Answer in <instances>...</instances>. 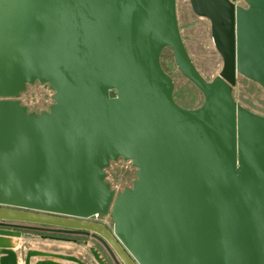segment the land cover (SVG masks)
Returning a JSON list of instances; mask_svg holds the SVG:
<instances>
[{
  "label": "water",
  "instance_id": "water-1",
  "mask_svg": "<svg viewBox=\"0 0 264 264\" xmlns=\"http://www.w3.org/2000/svg\"><path fill=\"white\" fill-rule=\"evenodd\" d=\"M243 1L189 0L222 58L207 80L176 0H0V228L101 248H27L22 264H264V116L232 96L238 75L264 91V0ZM165 47L200 106L174 101ZM35 82L52 91L40 112L20 100ZM119 158L137 179L115 192ZM3 240L0 264H19Z\"/></svg>",
  "mask_w": 264,
  "mask_h": 264
},
{
  "label": "rangeland",
  "instance_id": "rangeland-1",
  "mask_svg": "<svg viewBox=\"0 0 264 264\" xmlns=\"http://www.w3.org/2000/svg\"><path fill=\"white\" fill-rule=\"evenodd\" d=\"M231 1L237 5L246 6L243 0ZM176 15L179 31L187 53L201 75L205 79L210 80L219 73L222 67V58L214 46L209 19L196 15L191 9L189 0H176ZM160 64L173 80L172 95L174 101L184 108L200 106L204 99L203 93L178 70L170 47H165L161 51ZM50 93L52 94V91H48L47 85L35 82L27 85L25 91L20 95V100L27 106L28 110L40 112L46 110L52 102ZM232 96L243 107L264 116V91L257 83L242 75H238L232 90ZM105 171V180L110 183L111 188L115 192L131 187L132 182L137 179L136 168L131 164V161L121 158L111 161ZM96 219L112 226V219L108 214H101ZM0 230L12 231V235L0 233V236L5 237L3 242L11 243L13 247H15V242L16 244L20 242L16 248L21 258L27 248H42L71 253L79 257L83 256L82 258L90 261L89 245L96 246L92 240L84 242L81 237L78 238L77 243H67V241L41 238V234H44L43 232L4 228H0ZM55 244L57 245L55 246Z\"/></svg>",
  "mask_w": 264,
  "mask_h": 264
},
{
  "label": "flooded vegetation",
  "instance_id": "flooded-vegetation-1",
  "mask_svg": "<svg viewBox=\"0 0 264 264\" xmlns=\"http://www.w3.org/2000/svg\"><path fill=\"white\" fill-rule=\"evenodd\" d=\"M92 221L101 222L100 220H97L96 218L93 219ZM101 223H103V222H101ZM103 224H105V223H103ZM105 225H106L107 227H109V228L111 227V226H109V225H107V224H105ZM52 235H57V236L64 237V238H74V239H76L77 241H78V238L81 237V236L65 235V234H52ZM81 238L84 239V240H83L84 242L91 240L90 238H86V237H81ZM92 242H94V241L92 240ZM88 245H89V244H88ZM94 245H96L95 247H97V248L101 251V248H100V246H99L97 243L94 242ZM89 246H91V245H89Z\"/></svg>",
  "mask_w": 264,
  "mask_h": 264
},
{
  "label": "bare ground",
  "instance_id": "bare-ground-1",
  "mask_svg": "<svg viewBox=\"0 0 264 264\" xmlns=\"http://www.w3.org/2000/svg\"><path fill=\"white\" fill-rule=\"evenodd\" d=\"M5 238V237H4ZM33 242H35V241H33ZM38 242V241H37ZM12 243L14 244V242L12 241ZM68 243V242H67ZM20 244V242H18L17 244H16V242H15V247L14 248H16V246H18ZM42 244V243H41ZM33 245V244H32ZM57 244H55V246H56ZM37 246H38V244H37ZM68 246V245H67ZM41 247V246H40ZM54 247V246H53ZM65 247V246H64ZM60 248V247H59ZM66 248V247H65ZM42 249V248H41ZM69 249V248H68ZM48 250V249H47ZM77 251V250H76ZM59 252H62V251H59ZM80 252V251H79ZM83 257V256H82ZM19 261H20V259H19Z\"/></svg>",
  "mask_w": 264,
  "mask_h": 264
},
{
  "label": "crops",
  "instance_id": "crops-1",
  "mask_svg": "<svg viewBox=\"0 0 264 264\" xmlns=\"http://www.w3.org/2000/svg\"><path fill=\"white\" fill-rule=\"evenodd\" d=\"M16 251H17V253H18V250H17V248H14ZM19 259H20V261H19ZM18 261H19V264H22L23 263V257L21 258V256H20V254L18 253Z\"/></svg>",
  "mask_w": 264,
  "mask_h": 264
},
{
  "label": "built area",
  "instance_id": "built-area-1",
  "mask_svg": "<svg viewBox=\"0 0 264 264\" xmlns=\"http://www.w3.org/2000/svg\"><path fill=\"white\" fill-rule=\"evenodd\" d=\"M48 91H50L49 89H48ZM51 92V91H50ZM50 95L52 96V94L50 93ZM99 215H101V214H95L94 216H92L91 218H89V220H93V219H95L96 217H98Z\"/></svg>",
  "mask_w": 264,
  "mask_h": 264
}]
</instances>
